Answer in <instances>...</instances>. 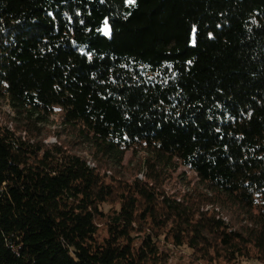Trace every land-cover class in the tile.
Listing matches in <instances>:
<instances>
[{
  "label": "trees",
  "instance_id": "obj_1",
  "mask_svg": "<svg viewBox=\"0 0 264 264\" xmlns=\"http://www.w3.org/2000/svg\"><path fill=\"white\" fill-rule=\"evenodd\" d=\"M5 109L0 264H264V0H0Z\"/></svg>",
  "mask_w": 264,
  "mask_h": 264
},
{
  "label": "rangeland",
  "instance_id": "obj_2",
  "mask_svg": "<svg viewBox=\"0 0 264 264\" xmlns=\"http://www.w3.org/2000/svg\"><path fill=\"white\" fill-rule=\"evenodd\" d=\"M108 31L110 35L109 26H108ZM103 32H104V28H103ZM11 119H12V115L10 114L8 110L5 109L2 113H0V125H3L4 127L8 126L9 128L11 127L12 129ZM13 128L15 129L14 126ZM57 134L58 133L56 129L50 130L48 132V136L45 139L44 143L46 145H55V144L59 146L64 145L66 148H73L75 149V151H79L80 153H83V154L85 153L84 147H77L76 144L71 145V140H69L66 136H62L61 138H58ZM123 164L125 166H127L128 164H131L130 170H127V171H129L132 174L135 173L137 169L140 168L139 161L137 159L132 160L131 152H128L125 155ZM170 175L171 177L167 179V181L164 184L163 189L167 195L174 196V198H177L179 200H181L189 192V190L192 189L197 183L196 177L191 172H189L187 169L183 168L182 166H177L176 170L170 171ZM114 176L117 179H122L121 174L116 173L115 175L112 176L113 179H114ZM138 178L141 180H144V177L142 175L138 176ZM106 207L116 208L118 207V205L108 204ZM208 209L213 210L212 208L208 206H205L203 208V210H208ZM100 229H101L102 234L105 235V226L101 225ZM165 250L171 256L170 264H193V261L190 256L191 251L189 249L184 247L179 250L178 248H174L173 246L167 247L165 245Z\"/></svg>",
  "mask_w": 264,
  "mask_h": 264
},
{
  "label": "snow or ice",
  "instance_id": "obj_3",
  "mask_svg": "<svg viewBox=\"0 0 264 264\" xmlns=\"http://www.w3.org/2000/svg\"><path fill=\"white\" fill-rule=\"evenodd\" d=\"M136 0H127V3L129 4H135ZM104 35L107 36L109 35V31H108V22L107 20L104 21ZM91 57H89L90 59Z\"/></svg>",
  "mask_w": 264,
  "mask_h": 264
}]
</instances>
